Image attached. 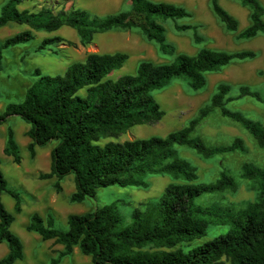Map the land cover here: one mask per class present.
Listing matches in <instances>:
<instances>
[{"label":"trees","instance_id":"16d2710c","mask_svg":"<svg viewBox=\"0 0 264 264\" xmlns=\"http://www.w3.org/2000/svg\"><path fill=\"white\" fill-rule=\"evenodd\" d=\"M25 0H7L0 8V27L9 23L26 26L6 37L0 44L2 51L10 46L29 42L34 31L53 32L62 26L73 28L81 44H88L98 32L112 29H138L147 40L157 44L159 51L170 61L153 63L141 61L134 74L109 75L123 66L128 58L121 51L88 53L82 61L70 63L62 74H42L34 70L36 79L26 88L19 102H9L0 112V124L10 116H19L28 124L27 145L33 155L37 146L53 143L50 165L41 177L55 178V189L61 190V180L72 176L74 191L69 199L80 203L96 194L99 188L111 185L147 186V176L171 177L156 203L144 210L133 209L131 222L121 227V217L115 204H106L82 214H69L67 229L53 226L48 216L46 224L33 213L27 229L44 241L59 244L56 259L71 255L75 247L88 255L93 264H264V168L243 163L241 176L258 186L256 201L236 211L210 206H197L194 200L202 194L223 192L236 188L235 180L226 172L211 182H197L194 166L179 156L175 146L188 147L203 158L245 149L242 138L236 137L227 145H209L193 135L196 128L211 112L219 114L246 131L260 147L264 146V124L231 110L226 103L233 99L252 97L264 101L260 93L248 86L239 87L235 97L230 87L220 83L207 105L178 130L165 136L151 135L131 140L107 141L128 128L159 121L164 112L152 92L168 85L174 78H182L193 90L206 84L205 73L213 72L233 61L253 59L251 49L237 51L200 47L190 55L177 52L166 40L163 22L189 17L182 6L165 1L129 0L127 9L98 18L79 7L60 9L41 6L38 10L17 6ZM249 11L248 24L239 31L241 38L264 33V5L259 0H236ZM211 9L227 31L238 30V20L219 0H210ZM179 30L192 29L193 42L200 44L201 36L191 25H177ZM63 39L44 38L38 49H44ZM84 90V94L79 92ZM3 153L14 162L20 160L12 128H7ZM14 199L13 211L19 213L20 197L10 189L0 169V243H7V252L0 264H15L23 259L21 239L10 229L14 214L7 210L1 195ZM209 224L228 225V230L187 252L175 248L206 234ZM157 248L155 250L145 247Z\"/></svg>","mask_w":264,"mask_h":264},{"label":"rangeland","instance_id":"374dc122","mask_svg":"<svg viewBox=\"0 0 264 264\" xmlns=\"http://www.w3.org/2000/svg\"><path fill=\"white\" fill-rule=\"evenodd\" d=\"M7 0H0V8ZM165 1L184 7L189 17L176 21L163 22L166 40L175 46L177 52L194 54L200 47L216 50L237 51L251 49L256 52L253 59L233 61L221 69L205 73L206 84L198 90H193L182 78H174L168 85L152 92L155 100L164 114L159 121L134 125L116 137H103L100 143L107 141H124L134 138H145L151 135L165 136L171 131L183 127L194 118L199 109L207 105L211 95L220 83L230 87L229 96L235 97L240 86L246 85L256 90L264 100V33L252 38H241L238 33L249 22V9L236 0H219V3L238 20L237 31H227L214 15L210 0H155ZM264 5V0H259ZM41 6L51 7L54 12L70 7H79L92 15L102 18L129 7V0H25L17 7L38 10ZM177 25H191L202 41L193 42V30H179ZM26 26L9 23L0 27V44L8 36L25 29ZM59 36L63 40L38 49L44 38ZM121 51L128 55L127 60L119 69L109 75L116 78L122 74H134L141 61L160 63L170 61L172 57L163 55L155 42L149 41L138 29H112L98 32L88 44H81L76 31L68 26H62L53 32L34 31V37L27 43L10 46L2 51L0 65V112L9 102H19L23 99L26 88L37 76L34 70L42 74H62L66 67L75 61H82L88 53H104ZM84 94V90L79 92ZM226 106L231 110L241 112L246 117L264 124V101L252 97H242L230 100ZM14 133V139L19 151L20 160L14 162L10 155L3 153L6 143L7 128ZM28 124L19 116H10L0 124V169L7 185L20 197L19 213H14V199L6 192L1 195L3 204L14 214L10 229L21 239L23 244V259L15 264H52L59 252L58 244L52 240H42L37 233L27 229L30 216L37 213L47 222L48 216L53 219V226L67 229L69 214H82L102 205L114 203L121 217V227L131 222V212L137 208H151L166 185L172 181L165 175L147 176V186L111 185L99 188L92 197L85 198L80 203L71 202L69 197L74 191L72 176L63 178L61 190H56L53 177H41L49 171L50 151L53 143L37 146L32 155L27 145L30 139L27 135ZM193 135L201 137L209 145H227L236 137L242 138L245 149L223 155L203 158L188 147L175 146L179 156L185 158L195 167L197 182L214 181L224 171L236 182L234 190L202 194L194 200L197 206H210L221 210L236 212L244 208L248 202L256 201L258 186L255 182L241 176L243 163H252L264 168V146H258L249 134L240 126L222 117L218 111H213L196 128ZM228 225L209 224L206 234L189 242L178 243L175 248L187 252L189 249L203 244L214 236L225 233ZM155 250L157 248L145 247ZM7 243H0V257L7 252ZM58 264H93L88 255H82L75 247L71 255H67ZM228 264V263H226Z\"/></svg>","mask_w":264,"mask_h":264},{"label":"crops","instance_id":"0c3cea01","mask_svg":"<svg viewBox=\"0 0 264 264\" xmlns=\"http://www.w3.org/2000/svg\"><path fill=\"white\" fill-rule=\"evenodd\" d=\"M59 245V244H58ZM59 249L61 250L62 249V246H59Z\"/></svg>","mask_w":264,"mask_h":264}]
</instances>
